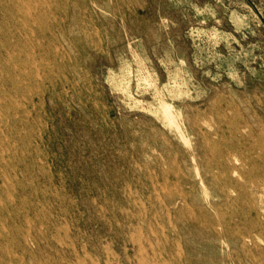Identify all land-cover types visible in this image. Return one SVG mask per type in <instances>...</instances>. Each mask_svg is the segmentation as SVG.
Segmentation results:
<instances>
[{
    "label": "rangeland",
    "instance_id": "374dc122",
    "mask_svg": "<svg viewBox=\"0 0 264 264\" xmlns=\"http://www.w3.org/2000/svg\"><path fill=\"white\" fill-rule=\"evenodd\" d=\"M0 102V264H264V0H0Z\"/></svg>",
    "mask_w": 264,
    "mask_h": 264
},
{
    "label": "bare ground",
    "instance_id": "6f19581e",
    "mask_svg": "<svg viewBox=\"0 0 264 264\" xmlns=\"http://www.w3.org/2000/svg\"><path fill=\"white\" fill-rule=\"evenodd\" d=\"M40 1V0H39ZM29 10H32L31 8H29ZM22 13L26 14V13H29V12H25L24 10H20ZM14 17V16H13ZM16 23V20H15V17L13 18V21H11L10 25L13 26L15 25ZM26 25V24H25ZM33 36H35V34H33ZM0 105L2 107H7L9 106V104L7 103H3V102H0ZM163 109H164V112L167 116V119L170 120V122L175 125L177 127V130H179V133L182 135L183 138H185L186 140L188 139L187 137V134L185 133V130H184V127L182 125V123L180 122L179 119L176 118V116L174 115L173 113V110H172V106L170 104H167L166 102H163ZM15 141V140H14ZM17 142V141H16ZM185 142V141H184ZM186 144V143H185ZM226 153V154H225ZM230 152L229 151H225L224 153H221L220 154V157H225L227 154H229ZM215 160V158H214ZM234 173V172H233ZM207 195V193H206ZM119 264V263H118Z\"/></svg>",
    "mask_w": 264,
    "mask_h": 264
}]
</instances>
